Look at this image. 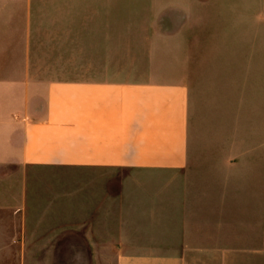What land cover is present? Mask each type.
<instances>
[{"label": "crops", "instance_id": "obj_1", "mask_svg": "<svg viewBox=\"0 0 264 264\" xmlns=\"http://www.w3.org/2000/svg\"><path fill=\"white\" fill-rule=\"evenodd\" d=\"M80 30L77 56L50 62L61 71L0 77V172L120 175L116 186L95 180L73 191L63 187L48 205L52 221L61 216L63 223L74 222L77 209L86 255L109 256L113 264H199L213 257L210 186L190 170L188 44L160 28ZM4 182L0 193L5 187L21 200L22 188ZM17 202L0 195V205Z\"/></svg>", "mask_w": 264, "mask_h": 264}, {"label": "rangeland", "instance_id": "obj_2", "mask_svg": "<svg viewBox=\"0 0 264 264\" xmlns=\"http://www.w3.org/2000/svg\"><path fill=\"white\" fill-rule=\"evenodd\" d=\"M80 28H160L182 36L192 90L190 170L210 186L215 222L207 246L215 255L199 264H264V0H0V77L61 71L50 62L77 56ZM120 178L0 172L5 186L23 192L19 200L1 188L3 198L20 203L0 205V264H113L109 256L86 255L77 209L74 222L63 223L61 216L52 221L48 205L63 187L95 180L116 186Z\"/></svg>", "mask_w": 264, "mask_h": 264}]
</instances>
